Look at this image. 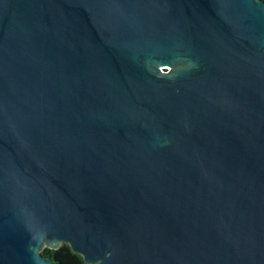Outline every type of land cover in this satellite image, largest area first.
I'll use <instances>...</instances> for the list:
<instances>
[{"label": "water", "instance_id": "95a60500", "mask_svg": "<svg viewBox=\"0 0 264 264\" xmlns=\"http://www.w3.org/2000/svg\"><path fill=\"white\" fill-rule=\"evenodd\" d=\"M264 264V0H0V264Z\"/></svg>", "mask_w": 264, "mask_h": 264}, {"label": "trees", "instance_id": "16d2710c", "mask_svg": "<svg viewBox=\"0 0 264 264\" xmlns=\"http://www.w3.org/2000/svg\"><path fill=\"white\" fill-rule=\"evenodd\" d=\"M42 253L53 260V264H88L81 254L75 253L69 244L57 249L45 248Z\"/></svg>", "mask_w": 264, "mask_h": 264}]
</instances>
